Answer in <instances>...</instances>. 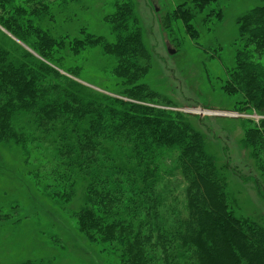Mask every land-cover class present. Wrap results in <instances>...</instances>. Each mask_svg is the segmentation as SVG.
<instances>
[{"label": "trees", "instance_id": "1", "mask_svg": "<svg viewBox=\"0 0 264 264\" xmlns=\"http://www.w3.org/2000/svg\"><path fill=\"white\" fill-rule=\"evenodd\" d=\"M82 1L0 0V151L72 222L47 221L50 242L83 255V241L114 264H264V220L243 215L228 187L234 174L264 204V0L236 17L221 66L233 110L259 117L240 118L245 175L219 164L206 126L146 82L137 0L109 2L108 36L60 25ZM221 18L216 0H181L162 22L174 43L187 35L205 50L201 33ZM94 50L101 88L80 78Z\"/></svg>", "mask_w": 264, "mask_h": 264}, {"label": "rangeland", "instance_id": "2", "mask_svg": "<svg viewBox=\"0 0 264 264\" xmlns=\"http://www.w3.org/2000/svg\"><path fill=\"white\" fill-rule=\"evenodd\" d=\"M110 1L83 0L80 4L71 5L67 10V16L72 15L71 19L66 21V15H61L63 22L60 25L72 34L79 26H85L89 32L108 36L102 17L110 10ZM180 1L137 0L144 41L152 51L151 66L145 80L174 101L180 111L190 113L194 121L206 126L209 147L215 152L219 164L220 161H229L245 175L253 163L247 149L241 144L244 133L240 118L249 117L256 121L259 117L234 111L231 100L220 87V78L221 66L229 62L233 42H236V17L259 4V0H216L223 18L215 22L210 30L201 33L200 42L205 50L195 46L187 35L180 42L175 41L177 44L174 43L173 36L165 29L162 20L166 10H171ZM96 57L97 51L94 50L80 78L87 85L101 88L105 86L106 79L94 64ZM192 108L206 111L201 114L186 111ZM0 164L9 166V169L0 171V210H7L9 214L6 219L0 220V264H16L24 259L50 260L51 264H94L93 260L96 264H114L112 258L105 253L99 254L83 241L79 242L86 251L83 255L76 253L71 244H67L64 251L60 246L53 245L50 237L57 231L53 228L43 229L47 221L60 226L63 219L72 222L66 214L51 205L30 181L18 175L14 169L16 163L11 162L2 151ZM228 181L229 190L235 194L241 213L264 220L263 201L243 184L237 189L238 180L234 174L228 175ZM16 202L15 211L10 212L9 206Z\"/></svg>", "mask_w": 264, "mask_h": 264}, {"label": "water", "instance_id": "3", "mask_svg": "<svg viewBox=\"0 0 264 264\" xmlns=\"http://www.w3.org/2000/svg\"><path fill=\"white\" fill-rule=\"evenodd\" d=\"M186 111L192 112V113H199L201 114L202 112L206 111V110H202L200 108H192V109H187ZM210 112V111H209ZM210 113H214V112H210ZM230 114V113H229Z\"/></svg>", "mask_w": 264, "mask_h": 264}]
</instances>
